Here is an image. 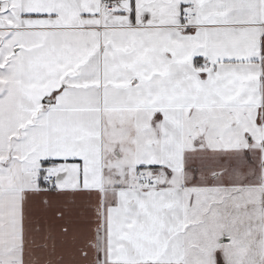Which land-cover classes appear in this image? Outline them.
Instances as JSON below:
<instances>
[{
    "label": "snow or ice",
    "instance_id": "1",
    "mask_svg": "<svg viewBox=\"0 0 264 264\" xmlns=\"http://www.w3.org/2000/svg\"><path fill=\"white\" fill-rule=\"evenodd\" d=\"M0 264H264V0H0Z\"/></svg>",
    "mask_w": 264,
    "mask_h": 264
}]
</instances>
